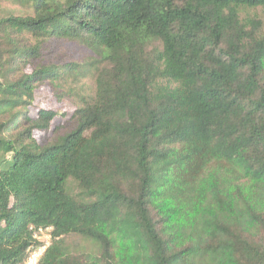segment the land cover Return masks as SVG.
Returning a JSON list of instances; mask_svg holds the SVG:
<instances>
[{
	"label": "trees",
	"instance_id": "16d2710c",
	"mask_svg": "<svg viewBox=\"0 0 264 264\" xmlns=\"http://www.w3.org/2000/svg\"><path fill=\"white\" fill-rule=\"evenodd\" d=\"M40 229L37 264H264V0H0V264Z\"/></svg>",
	"mask_w": 264,
	"mask_h": 264
},
{
	"label": "rangeland",
	"instance_id": "374dc122",
	"mask_svg": "<svg viewBox=\"0 0 264 264\" xmlns=\"http://www.w3.org/2000/svg\"><path fill=\"white\" fill-rule=\"evenodd\" d=\"M49 47L52 49V51L50 53L47 51L45 52L47 57L57 58L59 54H63L65 55V58L78 59L85 54L84 49L80 45L66 40L51 43ZM34 96L35 101L32 111H35L40 107H45L51 108L58 114L61 113L63 115H61V117L60 115H57L54 121L56 125L61 124L62 121H64L63 118H67L73 110V105L67 99L59 100L49 85L45 84L38 87ZM47 235L48 233L45 231L40 233L38 237L41 240L44 239V237L46 238Z\"/></svg>",
	"mask_w": 264,
	"mask_h": 264
},
{
	"label": "built area",
	"instance_id": "2783aa9c",
	"mask_svg": "<svg viewBox=\"0 0 264 264\" xmlns=\"http://www.w3.org/2000/svg\"><path fill=\"white\" fill-rule=\"evenodd\" d=\"M45 231H48V229L39 230L40 233H43ZM48 245H49V234L46 236V238L44 237V239L40 240V244L31 250L30 254L22 264H37L39 258L41 257L42 253L44 252V250Z\"/></svg>",
	"mask_w": 264,
	"mask_h": 264
}]
</instances>
